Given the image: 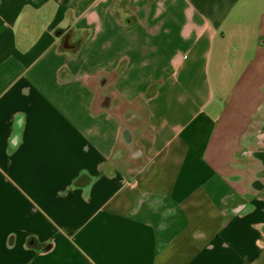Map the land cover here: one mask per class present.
Segmentation results:
<instances>
[{
    "label": "crops",
    "instance_id": "obj_1",
    "mask_svg": "<svg viewBox=\"0 0 264 264\" xmlns=\"http://www.w3.org/2000/svg\"><path fill=\"white\" fill-rule=\"evenodd\" d=\"M0 264H264V0H0Z\"/></svg>",
    "mask_w": 264,
    "mask_h": 264
}]
</instances>
